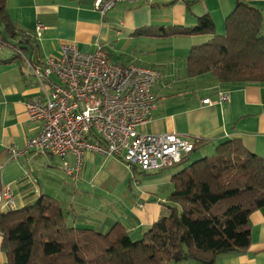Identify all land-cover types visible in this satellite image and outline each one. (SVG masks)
Wrapping results in <instances>:
<instances>
[{"label":"crops","instance_id":"0c3cea01","mask_svg":"<svg viewBox=\"0 0 264 264\" xmlns=\"http://www.w3.org/2000/svg\"><path fill=\"white\" fill-rule=\"evenodd\" d=\"M235 1H120L102 14L95 9L94 0H6V11L15 26L37 45L36 49L30 48L22 41L19 45L27 49H19L14 45L19 36L11 38L0 32V180L1 187L13 190L17 208L47 195L59 200L68 210L65 217L68 225L80 227L82 221L95 222L99 217L106 226L121 222L128 233L137 235L168 213L170 177L176 171L164 172L167 167L144 172L138 166L128 168L116 156L85 151L79 175L74 179L66 174L63 166L65 160L70 166L75 165V158L70 154L62 158L27 149L17 159L9 157L10 147L26 149L27 140L41 127L40 121L29 118L25 102L44 98L50 90L49 84L44 87L38 84L27 65L58 56L64 43H73L83 52H92L100 44L115 63L140 65L142 60L145 64L142 66L161 70L152 87L156 108L151 119L138 127L140 132L174 133L192 143L202 140L205 143L201 151H211L222 141L237 138L249 151L264 157V85L229 86L208 75L188 78L184 64L189 48L208 41L211 35L159 37L149 34L156 33L160 27H192L203 14L210 16L215 32L222 34L225 17L234 8ZM249 3L260 10L264 28V0ZM38 22L45 26L40 36L35 34ZM142 28H147V33L137 32ZM136 36L147 39L146 45H153L143 55L155 52L159 45L171 44L170 59L159 63H152L146 56L134 62L125 59L126 52L137 41ZM184 53L180 57L181 72L176 74L174 68L166 71L167 64L162 62L172 63L175 55ZM50 79L57 81L54 75ZM218 92H227L228 99L217 101ZM205 98H210L212 103H203ZM249 223L247 250L219 254L214 264H264V206L250 213ZM1 242L0 233V264H6ZM168 264L200 263L185 260Z\"/></svg>","mask_w":264,"mask_h":264},{"label":"trees","instance_id":"16d2710c","mask_svg":"<svg viewBox=\"0 0 264 264\" xmlns=\"http://www.w3.org/2000/svg\"><path fill=\"white\" fill-rule=\"evenodd\" d=\"M249 1H235L222 34L215 32L208 14L200 15L192 27H160L149 34L211 35L208 41L189 48L184 64L188 78L208 75L229 86L264 85L262 15ZM5 4L6 0H0L2 31L11 38L19 36L14 44L17 48L27 49L19 45L23 41L36 49L35 40L15 26ZM204 143L196 141L175 165L184 163ZM170 181L168 213L137 240L131 239L121 222L105 232L68 225V210L47 195L1 211V249L6 264H168L185 260L214 264L219 254L247 250L249 215L264 206V157L249 151L240 139H227L216 145L210 156L177 170Z\"/></svg>","mask_w":264,"mask_h":264},{"label":"built area","instance_id":"2783aa9c","mask_svg":"<svg viewBox=\"0 0 264 264\" xmlns=\"http://www.w3.org/2000/svg\"><path fill=\"white\" fill-rule=\"evenodd\" d=\"M150 0H94L102 14L117 2ZM45 26L38 22L36 36ZM38 84H49L44 98L25 102L31 120L40 121L39 132L29 138L26 149L9 148V157L17 159L27 149L64 158L70 154L75 165L65 160L64 170L76 179L81 156L92 151L116 156L128 168L138 166L144 172L157 171L179 162L193 148L192 142L174 133L140 132L156 108L153 85L160 77L152 67L135 63L118 64L110 60L104 47L92 52L80 51L73 43H64L58 56L40 64L27 65ZM54 75L56 82L51 81ZM218 92L217 101L228 99ZM203 103H212L210 98ZM17 208L10 187L0 189V212Z\"/></svg>","mask_w":264,"mask_h":264},{"label":"rangeland","instance_id":"374dc122","mask_svg":"<svg viewBox=\"0 0 264 264\" xmlns=\"http://www.w3.org/2000/svg\"><path fill=\"white\" fill-rule=\"evenodd\" d=\"M136 37L137 38H134V39H136L137 41L134 42V44L130 46V48L128 49V51L125 54V59H128V60L134 62V61H136L137 58H139V57L141 58V57H145L146 56L147 58H149L152 61V63H154V62L155 63H159L162 59L163 60L164 59H170L169 51H171V44L166 43L167 46L159 45V46L156 47L155 52L149 53L147 55H143V51H145L149 46H153V45H151L150 43H148V45H146L147 44L146 43L147 39L141 38V37H138V36H136ZM140 40H142V41H140ZM148 42H150V41H148ZM3 47L5 49L7 48L6 46H3ZM184 55H185V53L183 55L181 54L180 56H176L175 55V57H173V62L172 63H170V61L162 62V63L167 64L166 68L165 67H163V68H165L166 71L167 70L173 71V68H174V69H176L175 73L179 74L181 72V63H180L181 58L180 57H184ZM139 61H140V63H139L140 65H145L142 62V60H139ZM158 67H156V68H158ZM179 68H180V70H179ZM159 71H161V70L159 69ZM203 147L204 146H202L201 148H199V150H197L196 152H193L191 155H189L187 160L184 161V163H181V164H178V165L174 164L172 166H168L167 168L164 169V172H168V171L175 172V171L181 169L183 166L187 165L188 163H190L193 160H196V159H198L200 157H204V156H210L212 154L215 146H213V150H211V151H209V150L208 151L207 150H204V151L202 150L201 151V149ZM140 175L143 176V174H140ZM102 224L103 223L101 222V219L98 217V219L95 222H89V221L88 222H84V221H82V224H80L81 225L80 227L96 228V229H98L101 232H105V231L108 230V228H110L114 224V222H111L109 224V226H106V224H103V225ZM135 233L136 232L129 233L131 239H133V240L140 239L142 234L141 235H137Z\"/></svg>","mask_w":264,"mask_h":264}]
</instances>
